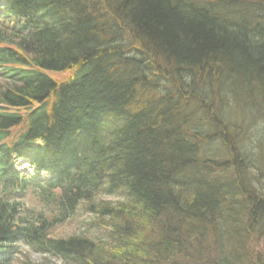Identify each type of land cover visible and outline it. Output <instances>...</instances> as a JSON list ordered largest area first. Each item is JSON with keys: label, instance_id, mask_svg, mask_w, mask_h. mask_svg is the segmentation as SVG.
Here are the masks:
<instances>
[{"label": "trees", "instance_id": "obj_1", "mask_svg": "<svg viewBox=\"0 0 264 264\" xmlns=\"http://www.w3.org/2000/svg\"><path fill=\"white\" fill-rule=\"evenodd\" d=\"M1 1L0 264H264V0Z\"/></svg>", "mask_w": 264, "mask_h": 264}, {"label": "rangeland", "instance_id": "obj_2", "mask_svg": "<svg viewBox=\"0 0 264 264\" xmlns=\"http://www.w3.org/2000/svg\"><path fill=\"white\" fill-rule=\"evenodd\" d=\"M52 78H55L60 81H65L68 79V73H59V72H47ZM5 82L1 81L0 78V89L4 88ZM242 116H240L241 118ZM33 186L30 185L29 189H27L23 194L13 195V200L19 204L21 208V215L27 219L28 221H33L38 219V216H47V208L40 204L37 198L33 193ZM8 199V198H7ZM99 200L102 202H109L111 204H116V202L121 201V198L118 195L112 196H103L99 197ZM8 201V200H7ZM49 219V218H48ZM97 220L94 215L90 214L87 210H83L82 208L78 209L73 217L64 221V223H60L54 225L50 230V236L55 238L65 239L70 236H82L89 237L95 243L99 240L105 239L104 230L96 224ZM11 262L12 264H64L62 260L57 258H52L48 255H38L34 252L28 250L26 246L23 244H19L15 249L12 250L11 253ZM10 255V254H8Z\"/></svg>", "mask_w": 264, "mask_h": 264}, {"label": "bare ground", "instance_id": "obj_3", "mask_svg": "<svg viewBox=\"0 0 264 264\" xmlns=\"http://www.w3.org/2000/svg\"><path fill=\"white\" fill-rule=\"evenodd\" d=\"M19 166V168L21 169V170H25V171H28V165L26 164V162H20L19 164H18Z\"/></svg>", "mask_w": 264, "mask_h": 264}]
</instances>
